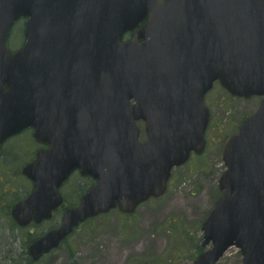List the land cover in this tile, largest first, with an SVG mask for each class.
Listing matches in <instances>:
<instances>
[{
	"label": "water",
	"instance_id": "obj_1",
	"mask_svg": "<svg viewBox=\"0 0 264 264\" xmlns=\"http://www.w3.org/2000/svg\"><path fill=\"white\" fill-rule=\"evenodd\" d=\"M20 18L26 42L12 55L5 44ZM126 32L131 41L122 44ZM216 79L237 97L264 96V0H0V142L28 126L51 139L76 120L85 139L73 158L57 159L63 144L53 139L49 176L25 174L36 187H56L73 168L99 180L65 214L54 242L30 253L39 257L116 205L130 214L160 197L171 168L204 149L202 98ZM137 119L147 123L142 146ZM222 159L223 194L202 226V246L212 249L194 264H215L233 245L242 264H264V99ZM22 206L13 212L21 224L31 213Z\"/></svg>",
	"mask_w": 264,
	"mask_h": 264
},
{
	"label": "rangeland",
	"instance_id": "obj_2",
	"mask_svg": "<svg viewBox=\"0 0 264 264\" xmlns=\"http://www.w3.org/2000/svg\"><path fill=\"white\" fill-rule=\"evenodd\" d=\"M21 25L15 24L11 30L7 42L11 50L22 44ZM258 103L257 98H233L214 85L204 99L210 112L205 150L172 171L166 194L141 205L131 216L113 210L87 221L54 252L53 258L38 264H193L203 250L202 223L221 193L218 180L225 170L221 160L225 140L237 133ZM139 129L144 140L143 124ZM23 142L27 144L26 139ZM90 183L72 177L67 188L82 191ZM9 229V221L0 215V264H22L4 254ZM241 260L239 250L232 247L218 264H241Z\"/></svg>",
	"mask_w": 264,
	"mask_h": 264
},
{
	"label": "flooded vegetation",
	"instance_id": "obj_3",
	"mask_svg": "<svg viewBox=\"0 0 264 264\" xmlns=\"http://www.w3.org/2000/svg\"><path fill=\"white\" fill-rule=\"evenodd\" d=\"M24 139L27 140V144L23 142ZM47 149L46 146L35 141L31 129L9 138L0 146V215L4 216L10 225V229L6 232L7 239L3 244V249L6 256L10 255L23 261L22 264H34L28 254L29 246L49 232L58 229L62 223L64 209L78 207L81 197L86 193L85 189L75 191L67 188L72 177L76 181L84 179L78 172H74L58 189L59 204L50 212L49 217L38 223L32 221L25 227L14 223L11 217L12 208L28 199L33 192V184L22 174V170L36 159L39 151ZM51 201L50 198L41 200L44 204ZM53 256L54 251H50L43 255L39 261L49 260Z\"/></svg>",
	"mask_w": 264,
	"mask_h": 264
}]
</instances>
